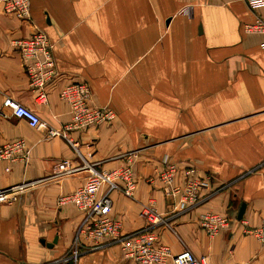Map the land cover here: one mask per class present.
I'll return each instance as SVG.
<instances>
[{
  "label": "crops",
  "instance_id": "1",
  "mask_svg": "<svg viewBox=\"0 0 264 264\" xmlns=\"http://www.w3.org/2000/svg\"><path fill=\"white\" fill-rule=\"evenodd\" d=\"M31 21L0 15V146L25 140L27 165L0 163V190L26 183L18 202L0 204V264H57L69 255L83 214L58 199L93 172L134 162L133 197L115 191L112 216L124 234L141 231L142 207L163 221L153 227L173 254L187 248L208 264H264V247L247 234L264 221V35L244 25L264 16L246 0H31ZM45 32L58 78L39 104L16 42ZM87 83L95 107L117 115L109 124L46 139L3 107L13 99L53 128L71 120L60 91ZM68 160L78 171L58 174ZM166 163L206 180L193 207L179 210L159 174ZM10 170L7 171L6 169ZM246 204L242 220L237 219ZM232 219L210 237L202 214ZM77 264H128L113 241L80 236Z\"/></svg>",
  "mask_w": 264,
  "mask_h": 264
},
{
  "label": "built area",
  "instance_id": "2",
  "mask_svg": "<svg viewBox=\"0 0 264 264\" xmlns=\"http://www.w3.org/2000/svg\"><path fill=\"white\" fill-rule=\"evenodd\" d=\"M253 11H264V0H246ZM0 15L13 16L20 21H31V0H0ZM247 34L264 35V16L254 22L244 25ZM26 73L34 91L37 102H47V87L58 78L54 44L43 31H36L31 37L17 41ZM264 48V43L261 45ZM91 89L87 83L77 82L64 87L60 98L70 108L71 120L61 128L47 125L33 110L21 103L7 98L3 107L10 111L12 117L25 120L28 125L38 131H45L46 139L56 137L67 138L71 132L84 131L93 127L112 123L117 115L107 107H95L90 101ZM0 116L7 117L4 112ZM30 159V149L25 140H15L0 146V163H23L27 165ZM7 171L10 169L7 168ZM78 171L70 161L64 160L58 164V174L71 176ZM179 167L176 163H166L159 174L167 197L174 200V207L185 210L193 207L200 199L202 190L210 185L209 180H200L193 176V170L186 171L184 185L176 183ZM30 187L22 183L0 190V204L18 202L20 195ZM137 187L135 168L132 160L125 166L109 171H96L91 174L83 186L73 193L58 199L59 207L74 205L83 214L72 251L57 264H77L82 256L80 236L95 241H113L121 247L122 255L128 264H208L204 258H198L192 251L185 248L178 254H173L171 248L158 239L153 227L163 221L153 203L142 207L141 216L145 220L143 230L124 234L120 219L112 216V193L121 191L127 197H133ZM201 228L210 236L216 237L230 228L232 219L228 215L207 212L200 216ZM264 247V221L255 229L247 230Z\"/></svg>",
  "mask_w": 264,
  "mask_h": 264
},
{
  "label": "water",
  "instance_id": "3",
  "mask_svg": "<svg viewBox=\"0 0 264 264\" xmlns=\"http://www.w3.org/2000/svg\"><path fill=\"white\" fill-rule=\"evenodd\" d=\"M245 210H246V204L245 203H242L241 204V207H240V209L238 211V215H237V219L238 220H242L243 219Z\"/></svg>",
  "mask_w": 264,
  "mask_h": 264
}]
</instances>
